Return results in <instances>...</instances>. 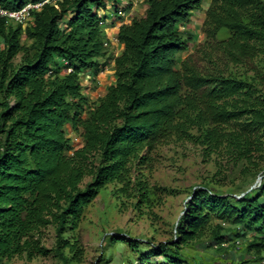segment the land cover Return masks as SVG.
<instances>
[{
  "label": "trees",
  "instance_id": "trees-1",
  "mask_svg": "<svg viewBox=\"0 0 264 264\" xmlns=\"http://www.w3.org/2000/svg\"><path fill=\"white\" fill-rule=\"evenodd\" d=\"M43 1L0 6L18 10ZM109 1H49L31 10L25 27L0 17V264L50 253L62 264L79 262L82 249L66 230L74 237L84 208L108 183L124 193L132 188L147 202L149 184L139 179L141 170L133 183L131 167L147 166L150 152L172 137L198 144L205 158L227 155L243 173L264 165V0H143L127 22L119 16L115 55L99 24L118 11ZM204 4L205 41L191 52V16ZM132 7L127 0L122 9ZM222 29L226 37L217 40ZM110 63L113 80L92 100L83 73L97 75ZM230 65L243 72H230ZM221 170L218 162L215 177ZM251 174L261 176L260 185L238 187L240 195L214 188L211 179L194 186L167 241L124 234L111 242L127 241L137 254L135 261L125 257L127 264H206L187 251L194 243L205 238L226 253L242 240L258 263L264 167ZM49 225L51 248L43 240Z\"/></svg>",
  "mask_w": 264,
  "mask_h": 264
},
{
  "label": "rangeland",
  "instance_id": "rangeland-1",
  "mask_svg": "<svg viewBox=\"0 0 264 264\" xmlns=\"http://www.w3.org/2000/svg\"><path fill=\"white\" fill-rule=\"evenodd\" d=\"M114 1L110 0L109 3L113 2L118 11H116L117 13L114 9L112 11L127 20L129 16L142 11L143 0H132L133 8L126 13L127 17H125L122 8L127 4V0ZM206 6L207 4H204L201 10L194 11L191 16L189 33L193 35L194 43L190 47L191 52L194 48L196 49L197 44L205 41L200 29ZM25 26L27 25H23V27ZM115 32L109 28L108 36L114 37ZM226 34L227 31L222 29L218 33L217 40H223ZM20 57L21 54H18L13 63L17 65ZM223 63V60L216 61V65L221 68ZM228 70L236 74L243 72L240 66L233 65H230ZM105 74L110 73L107 70ZM82 77L85 92L92 100L97 99L102 93L103 82L90 71L84 72ZM102 77L103 75H101V79ZM71 138L73 139L74 135ZM218 162L222 165L223 170L219 173L220 176L215 177ZM263 167V163L259 166L251 165L249 171L245 169L246 171L243 173L242 163L234 166L228 161L227 155L214 153L209 158H205L202 147L198 144L175 137L168 139L150 152L147 166L141 169H137L135 165L131 167L133 183L137 180L139 170H141L139 179H143L149 184L150 194L147 202L139 201L137 193L132 188L124 193L120 191V184L108 183L84 208L74 237L69 230H66L64 236L70 240L76 238L82 249L80 261L72 264H127L124 260L125 257L135 261L138 258L137 254L132 251L127 241L125 243L118 241L114 244L110 237L128 234L131 238L141 239L151 244L167 241L173 238L175 224L182 215L185 202L190 198L194 186L211 179L214 182V188L225 193L240 195L242 192L237 190L238 187H244L249 191L258 185L261 180L257 175L252 176L251 173L257 169H263ZM87 180L89 178L85 179V181ZM43 235L45 246L53 247L55 243L53 226L49 225L43 229ZM203 240L194 243L193 247L187 250L197 257L200 263L237 264L241 260H248L246 264H257L256 261H250L253 256L246 252L242 240L237 243L235 249H230L226 253L217 252L214 245L212 246L205 238ZM103 255H105L104 262L102 261ZM262 256L264 257V251ZM156 260L159 258H153L151 261ZM2 264L62 263L54 253H50L45 257L40 256L32 260H27L24 256L22 258L14 257Z\"/></svg>",
  "mask_w": 264,
  "mask_h": 264
},
{
  "label": "built area",
  "instance_id": "built-area-1",
  "mask_svg": "<svg viewBox=\"0 0 264 264\" xmlns=\"http://www.w3.org/2000/svg\"><path fill=\"white\" fill-rule=\"evenodd\" d=\"M49 1H54V0H44L43 2L36 3V4L29 3V4L25 5L24 7H22L21 9H18V10H8V9H4L0 6V17L6 18V20L9 23L25 25L29 21H32L31 10L32 9H39L42 5H44L45 3H48ZM113 17H114V15L110 14L108 20H101L99 22L100 26L105 28V30L107 32V36H108V28H106L105 25L109 24V21H111L110 19ZM108 39H109L108 42L111 45H117L118 41H117L115 36L114 37L108 36ZM105 44H107V43H105ZM62 62L64 64L67 63L64 60ZM68 71H72V69L69 68ZM72 140L74 141V144H76V145H78L80 142V140L75 136ZM259 185H260V181L258 182L257 186H259ZM257 264H264V258H262Z\"/></svg>",
  "mask_w": 264,
  "mask_h": 264
},
{
  "label": "crops",
  "instance_id": "crops-1",
  "mask_svg": "<svg viewBox=\"0 0 264 264\" xmlns=\"http://www.w3.org/2000/svg\"><path fill=\"white\" fill-rule=\"evenodd\" d=\"M133 8V7H132ZM131 11V10H130ZM127 12H124V15H125V17H127V14H126ZM111 20V22H115V25L114 26H111V22H110V24H106L105 25V27L106 28H112L114 31H116L117 30V28H118V26H119V24H120V21L118 20V18L115 16V19H113V18H111L110 19ZM125 21L127 22V19L125 18ZM119 49H120V46H119V44H117V46H115L114 47V45H112L111 47H110V50H111V52H113L114 53V55L115 54H117V52H119ZM110 69V70H109ZM108 70V72L110 73V74H105L104 75V73H105V71H107ZM101 75H103V77H102V79H101ZM95 77L99 80V78H100V81H102L103 82V84H104V86L100 89L101 91H102V93H101V95H103L104 93H105V90H106V88H107V86L112 82V80H113V64L112 63H110L109 65H108V67L107 68H105L104 69V71L102 72V70H99L98 72H97V75H95ZM102 82H99V83H102ZM100 95V96H101Z\"/></svg>",
  "mask_w": 264,
  "mask_h": 264
},
{
  "label": "clouds",
  "instance_id": "clouds-1",
  "mask_svg": "<svg viewBox=\"0 0 264 264\" xmlns=\"http://www.w3.org/2000/svg\"><path fill=\"white\" fill-rule=\"evenodd\" d=\"M110 14H113L114 15V17H113V19H115V16H117L113 11L110 13ZM123 14H124V12H123ZM117 18H119V16H117ZM108 20V19H107ZM110 22L111 21H109V24H110ZM118 44V43H117ZM112 46V45H111Z\"/></svg>",
  "mask_w": 264,
  "mask_h": 264
},
{
  "label": "water",
  "instance_id": "water-1",
  "mask_svg": "<svg viewBox=\"0 0 264 264\" xmlns=\"http://www.w3.org/2000/svg\"><path fill=\"white\" fill-rule=\"evenodd\" d=\"M261 179V176L259 177V180Z\"/></svg>",
  "mask_w": 264,
  "mask_h": 264
}]
</instances>
